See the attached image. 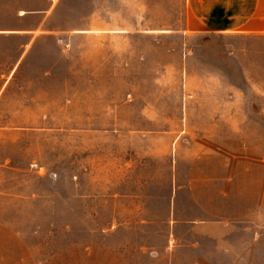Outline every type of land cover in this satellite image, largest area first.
I'll use <instances>...</instances> for the list:
<instances>
[{"label":"rangeland","instance_id":"obj_1","mask_svg":"<svg viewBox=\"0 0 264 264\" xmlns=\"http://www.w3.org/2000/svg\"><path fill=\"white\" fill-rule=\"evenodd\" d=\"M52 1L49 24L68 30L40 39L0 98V220L41 264L78 243L146 264L181 244L209 250L210 234H264V205L183 223L198 213L178 188L213 138L264 151V34L185 32V0ZM14 42L0 41L10 63Z\"/></svg>","mask_w":264,"mask_h":264},{"label":"crops","instance_id":"obj_2","mask_svg":"<svg viewBox=\"0 0 264 264\" xmlns=\"http://www.w3.org/2000/svg\"><path fill=\"white\" fill-rule=\"evenodd\" d=\"M0 0V41H15L10 75L0 70V98L8 91L9 79L24 65L40 39L54 43L68 29L51 21L52 0ZM188 20L185 32L192 34H264V0H185ZM37 34V35H35ZM9 62V63H8ZM10 77V78H9ZM198 217L183 223H223L249 218L264 205V151L246 138L222 135L193 154L183 185ZM216 244L209 250L171 248L146 264H264V234H210ZM237 237V238H236ZM243 240L235 246L225 241ZM223 241V244H220ZM231 248L234 253L231 256ZM32 244L12 225L0 220V264H41ZM47 264H133L104 243H78L58 252Z\"/></svg>","mask_w":264,"mask_h":264}]
</instances>
